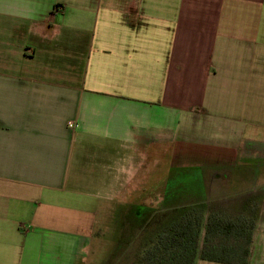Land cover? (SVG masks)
<instances>
[{
	"label": "crops",
	"instance_id": "crops-1",
	"mask_svg": "<svg viewBox=\"0 0 264 264\" xmlns=\"http://www.w3.org/2000/svg\"><path fill=\"white\" fill-rule=\"evenodd\" d=\"M257 147L264 0H0V264H82L103 216L147 188L160 205L161 170L199 149L234 178L185 201L246 199Z\"/></svg>",
	"mask_w": 264,
	"mask_h": 264
},
{
	"label": "rangeland",
	"instance_id": "rangeland-1",
	"mask_svg": "<svg viewBox=\"0 0 264 264\" xmlns=\"http://www.w3.org/2000/svg\"><path fill=\"white\" fill-rule=\"evenodd\" d=\"M260 148L257 147L256 151H258L259 153H256V156H259L262 159H253V161L251 162H253V164L255 165L264 164V149L263 147L261 149ZM170 149L173 150L170 151V155L173 152L174 153L172 156H174V154L175 156L177 155L175 159L171 158L172 160H174L172 162L175 166H179L182 163H185L181 161L180 157L178 156L180 154L179 151H181L179 147H175V151L174 148ZM195 150L196 148H193V153H195ZM197 153L200 154V156H194L200 157L201 159H203V156L208 157V161L203 162L200 166H222V163H216L215 161L217 157L216 153H212L211 151L209 152L204 149H199ZM222 156L225 159L224 166H228L229 164L227 163L230 162L231 164L234 161V155L230 154L229 152H225V154H223ZM166 157H168L166 153L161 154V163L170 162L171 159H169V157L166 159ZM192 160L196 161V159ZM259 161L260 163H258ZM195 163L196 162H190L189 164L196 165ZM203 167H195L191 172H189V174L177 173L174 176L170 177H168L169 175L164 176L166 172L165 170H161L159 187L153 188L154 193L158 192L161 200H163V198H166L167 196V198L172 197V195H177V200H185L186 198H188V195L197 194L195 192H203L205 188L204 186L202 187V190L199 191L200 186L197 185L195 186L196 188H194L192 185H187V183L195 184L198 183L200 179H202L203 181H207L212 175H216L215 177H217V179L225 178L226 181L228 179L232 181V179L234 178L233 172H229L227 167H225L224 170L217 167L204 170L201 169ZM254 180L255 183L253 187H250L251 195L249 197L260 196L264 199V167L261 166V168H259V171L256 170L254 174ZM234 188L239 187L231 186L229 188L228 186H224L223 189L222 186L217 187L216 185H212L210 189L211 191L209 192L211 193V195H208V201H213L215 203L221 204L220 206L232 205L235 203L233 198H237V196H235L236 193H229V191H226V189L232 190ZM128 189L131 190L130 187ZM148 191L149 190L147 188L144 193H139V195L137 194L136 197L135 195H133V192H131V194H129V201L126 205L125 210H114L111 212V216L108 215L102 217V222L97 228L99 229V232H97V234L95 235V241L93 240L88 248H86L84 251L82 264H135L136 260L144 255L146 249L152 246V243H148L147 234L150 232V230H153V228H148V226L146 225L151 221H154V223L157 224V221L162 217V214L156 212V206L159 204L155 205V203H149L146 200L147 195H151L152 193V191H150L146 195ZM231 194L233 195L230 197ZM133 197H135V199ZM146 205L150 207L151 205H154V209H146ZM160 206H162V204H160ZM166 206L168 208L170 207L169 204H167ZM258 209L259 211H262V217L259 221H257L256 230H254L253 234L254 240L253 244L250 247L251 264H264V202L259 203ZM151 225L153 224L151 223L149 226ZM202 242V237H200L198 244L199 253L202 248ZM137 255L138 258L136 257ZM195 264L215 263L202 261L200 260L198 255Z\"/></svg>",
	"mask_w": 264,
	"mask_h": 264
},
{
	"label": "trees",
	"instance_id": "trees-1",
	"mask_svg": "<svg viewBox=\"0 0 264 264\" xmlns=\"http://www.w3.org/2000/svg\"><path fill=\"white\" fill-rule=\"evenodd\" d=\"M167 197L156 211L162 214L157 224L146 225L153 228L147 234L152 246L141 258L136 256L135 264H195L198 255L200 260L215 264H248L263 197H248L235 201L233 206H220L213 201L190 203L172 195L169 208Z\"/></svg>",
	"mask_w": 264,
	"mask_h": 264
},
{
	"label": "built area",
	"instance_id": "built-area-1",
	"mask_svg": "<svg viewBox=\"0 0 264 264\" xmlns=\"http://www.w3.org/2000/svg\"><path fill=\"white\" fill-rule=\"evenodd\" d=\"M68 126H69V128H72L73 125L72 124H69Z\"/></svg>",
	"mask_w": 264,
	"mask_h": 264
},
{
	"label": "flooded vegetation",
	"instance_id": "flooded-vegetation-1",
	"mask_svg": "<svg viewBox=\"0 0 264 264\" xmlns=\"http://www.w3.org/2000/svg\"><path fill=\"white\" fill-rule=\"evenodd\" d=\"M127 215V214H126ZM151 222H154V221H151Z\"/></svg>",
	"mask_w": 264,
	"mask_h": 264
}]
</instances>
